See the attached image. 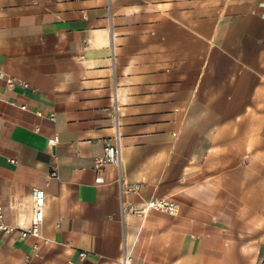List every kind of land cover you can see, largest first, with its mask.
I'll list each match as a JSON object with an SVG mask.
<instances>
[{"label": "crops", "instance_id": "crops-1", "mask_svg": "<svg viewBox=\"0 0 264 264\" xmlns=\"http://www.w3.org/2000/svg\"><path fill=\"white\" fill-rule=\"evenodd\" d=\"M33 187L0 264H264V0H0L6 223Z\"/></svg>", "mask_w": 264, "mask_h": 264}, {"label": "built area", "instance_id": "built-area-1", "mask_svg": "<svg viewBox=\"0 0 264 264\" xmlns=\"http://www.w3.org/2000/svg\"><path fill=\"white\" fill-rule=\"evenodd\" d=\"M15 83V80L11 77H5L3 79V84L6 87H11ZM22 87H26V84L23 82H18ZM39 115V113H37ZM49 119H52V115L49 116ZM113 134L110 139L103 140V149L102 154L94 158V166L98 167L102 164H112L117 172V180L119 179V150H118V133H117V124L116 121L113 125ZM47 143L52 146L54 143V138L48 139ZM12 162V160H9ZM54 168V167H53ZM53 168L49 172L53 175ZM99 178H97L98 180ZM43 191L39 188H31L29 191V199L31 204V215L28 218L27 222L22 220H16L13 223H6L2 218L1 208H0V233L8 234L10 232H17L19 238H38L42 242H46L45 238H42L40 235V224L42 220V210H43ZM145 210L156 211L165 215L174 216L177 211V206L172 200H167L164 198H152L143 202V207L140 209V212ZM36 246V245H35ZM33 246V247H35ZM82 255V254H81ZM24 261L28 263L27 256H24ZM264 261V259H263ZM116 264H132L129 260V257L122 255Z\"/></svg>", "mask_w": 264, "mask_h": 264}]
</instances>
